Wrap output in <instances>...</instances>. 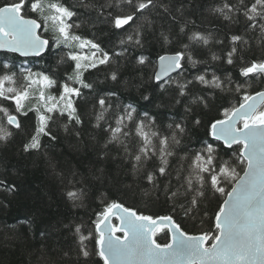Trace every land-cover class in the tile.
<instances>
[{
	"label": "snow or ice",
	"instance_id": "1",
	"mask_svg": "<svg viewBox=\"0 0 264 264\" xmlns=\"http://www.w3.org/2000/svg\"><path fill=\"white\" fill-rule=\"evenodd\" d=\"M78 6L85 13L95 11L96 22L107 23L118 31L135 24L127 39H120L121 46L144 47L145 27L154 30V21L147 15L151 10L160 9L157 15H166L170 22L178 20L173 14L171 0L168 3L164 0H78ZM183 11L182 3L175 8L180 16H183ZM211 11L225 21L242 15L244 31L257 33L258 30L256 42L264 48V23L260 22L264 21V0H237L236 3L223 0ZM80 15L64 5L62 0H3L0 3V50L25 58L19 64H9L7 60L0 62V113L6 118V125L0 124V143L11 142L17 133L23 131V122L18 116L28 117L29 112L35 113L36 124L22 144L23 153L39 152L43 147L42 136L56 141L51 124L57 117L67 118L65 131L76 129L79 142L81 134L78 127L84 120L76 100L87 99L83 96V89L94 91V85L82 78L83 72L99 65H110L114 62L113 56L122 58L127 54V48L110 53L94 38L76 34L75 29L89 22L87 16L80 23L69 22ZM137 20L142 23L136 24ZM186 30L187 22L179 26L175 37L171 30L160 31L159 38L165 44L175 39L179 47L171 55L158 57L150 80L153 92L159 93L161 103L157 107L164 106L162 101L165 98L174 105L184 104L185 117L192 114L190 123L199 126L202 121L195 107L201 104L207 107L208 99L205 95L192 94L190 86L199 84L205 88L231 91L228 86L235 82L231 78L225 82L215 73L209 80L207 70L203 73L197 70L190 74L191 78L185 75L189 68L198 69V65L205 63L197 58L199 53L193 45L202 43L207 46L209 43L208 36L199 31L187 33ZM47 31L53 33V45L41 34ZM184 35H187L188 43H183ZM231 43L233 46L227 53L229 65L235 64L234 57L244 51L240 46H247L250 41L243 35H232ZM53 48L60 49L62 53L57 65L74 62L71 73L63 81L57 79L54 71H34L32 67L25 66L29 64V58L43 60L46 55H55ZM64 49L68 51L64 52ZM84 49L89 52L84 53ZM212 59L218 57L213 54ZM135 60L140 66L151 63L143 55L135 57ZM31 62L36 63L34 60ZM116 63L117 69L110 73L113 81L118 80L119 61ZM239 75L244 82L235 83L234 90L243 91L238 105L222 108L220 116L223 118H214L207 126L206 135L211 140L203 141L191 155L188 154L190 149H181L188 134L187 124L183 121L172 120L166 125H158L155 116L148 111L138 113L137 107L131 103H111L110 98L116 93L109 91L99 95L96 101L98 108L93 105L92 127L101 129L105 138L101 150L96 153V163L104 160L108 156L105 150L114 145L125 162L130 164L133 182L127 185L126 190L133 197L139 195L153 200L163 197L166 203H171L173 212L178 206L184 217L193 219L194 212L203 200L209 199V194L213 197L218 194L222 202L217 199V207L211 217L207 211L203 213L210 222V229L192 234L173 215H145L122 201H105L103 209L97 211L96 219L91 221L95 228L94 236L91 231L84 235L81 224L63 225L74 234L77 246L63 251L60 261L64 264H90L91 256L95 255L99 258L95 264H264V90L254 91V94L245 90L251 87L253 78L264 85V57L245 61L241 55ZM125 84L127 86V82ZM52 90H58V95ZM189 96L191 98L185 102ZM33 98L36 103L29 107L28 103ZM152 98L151 94L143 96L148 103ZM10 101L18 115L5 106ZM178 150L185 154L179 156L180 166L175 170L174 183L169 160L177 156ZM45 162L73 206L83 202L91 181L103 182L106 179L104 169L91 161L83 172L70 161L62 165L45 156ZM149 164H152L151 168ZM184 164H187V169ZM185 171L187 175H184ZM137 179L144 183L136 184ZM0 189L12 193L17 191L15 184L8 185L4 181H0ZM41 212L37 205L30 218L18 223L27 226L31 233ZM113 217L119 223H113ZM10 227L15 229L16 226ZM158 233H166L168 239L165 243L157 242L155 237ZM39 235L46 241L50 233L41 229ZM90 237L94 239L92 252L85 244ZM5 239H18V236L14 232ZM36 253L35 264H57L43 246Z\"/></svg>",
	"mask_w": 264,
	"mask_h": 264
},
{
	"label": "trees",
	"instance_id": "2",
	"mask_svg": "<svg viewBox=\"0 0 264 264\" xmlns=\"http://www.w3.org/2000/svg\"><path fill=\"white\" fill-rule=\"evenodd\" d=\"M103 2V0H100ZM168 3L169 0H164ZM223 0H171L173 5V14L178 17L177 22H170L166 15H157L160 9L151 10L147 15L154 21V30L144 29V47L140 48L131 44L121 46L120 39H127V35L133 32L136 25L131 28L126 27L124 31L113 29L109 24L104 22H96V12H84V9L78 6V0H62V3L69 8L81 13L78 17H73L70 23H80L87 16L88 23H84L80 28L75 29L76 34L88 39H95L105 51L112 53L127 48L125 57L117 58L113 56V63L110 65H99L97 68H89L83 72V79L94 85V91L83 89L84 98L76 100L78 110L83 117L84 123L78 127L80 131L79 142L75 135L76 129L65 131V125L68 124L66 117H57L56 121L51 124L52 134L57 137L56 141H51L48 137H41L43 147L39 152L23 153L22 144L28 139L27 134L34 130L36 119L35 113L29 112L28 117L18 118L23 122V131L16 134L11 142L0 143V181H4L8 185L15 184L17 191L15 193L0 189V264H35L36 250L41 249L47 253L57 264H64L59 258L63 255V251L69 248L75 249L77 239L72 232L63 227L64 224H81L83 234L88 235L89 231L95 234V228L91 221L96 219L95 213L101 211L105 201L117 200L131 206L137 211L145 215L163 216L173 215L174 219L181 223L182 227L192 234H199L201 231H208L211 227L208 218L203 216L204 211L209 213L211 217L217 207V199L222 202L218 194L213 197L209 194L208 200H203L200 207L194 212L195 219L192 217H184L183 211L177 206L175 212L172 210L171 203H166L164 198L153 200L147 197L141 198L139 195L133 197L127 191V185L133 182L130 175V164L126 163L120 152L114 145H110L105 151L108 156L99 163H96V153L101 150L104 143L105 134L101 129L92 127L94 123L93 105L106 92H114L115 96L110 98L113 104H133L137 107V112L148 111L155 116L158 125H166L172 120L183 121L187 124L188 134L184 138L181 149L187 148L191 151V155L202 146L203 141L211 140L206 135L207 126L214 118H223L220 111L223 107L238 105L242 92H236L235 83H243L244 78L239 75L241 66V55L245 61L259 59L264 57V48L256 42L257 33L245 32V20L243 16H233L232 21H225L222 16L211 11L212 8L222 4ZM236 3L237 0H231ZM3 3V0H0ZM184 5L183 16L175 12V8L180 4ZM239 20L237 23L236 20ZM187 22V33L199 31L209 37V43L204 46L202 43L193 45L199 55L198 59L205 63L198 65V69L189 68L185 75L191 78V73L197 70L201 73L207 70V78L211 80L212 74L215 73L225 82L231 78L235 83L229 85L231 91L219 90L214 88H205L202 85L194 84L190 86L191 93L195 95H205L208 99V106L201 104L195 107V112L201 119V125L197 126L190 123L193 119L192 114L185 117L184 104L174 105L166 98L162 101L163 107H157L161 101L158 99L159 93L153 92V84L150 77L153 75V69L156 61L161 55L173 54L179 47L175 39L172 43L165 44L160 38L161 30L168 32L171 30L173 37L176 36L179 26ZM264 23V21H260ZM142 21L137 20L136 24ZM42 36L49 39L50 45H53V33L51 31L42 32ZM243 35L245 39L250 41L247 46H240L244 49L242 53L234 57L235 64L227 63V53L232 48L231 36ZM183 43H188L187 35L182 37ZM55 55H46L45 59L31 58L29 64L34 71L49 70L54 71L57 79L63 81L68 73H71L74 62L68 61L57 65V61L62 54L60 49L53 48ZM67 52L68 49H64ZM88 53V49L83 50ZM215 54L218 59L213 60ZM143 55L147 57L151 63L144 66L136 64L135 57ZM7 60L9 64H19L23 61L14 54L0 53V62ZM36 61L32 63L31 61ZM119 61L118 80L110 79V73L117 69L116 61ZM67 69V71H66ZM141 76L143 77L141 80ZM175 77V74H173ZM127 82V86L125 84ZM251 87L245 90L254 94V91L264 90L257 78L250 81ZM78 86V85H77ZM58 95V90H52ZM152 95V102L148 103L143 100V96ZM191 96L185 98L187 102ZM36 103L33 98L28 106ZM5 106L9 107L13 114L14 103L8 102ZM98 108V104H96ZM18 115V114H16ZM0 124L6 125V118L0 113ZM71 128V125H69ZM13 131H15L13 129ZM219 143V142H215ZM77 149H79L77 151ZM184 151L178 150L175 157H171L169 163L171 165L173 182L175 183V170L180 166L179 156L184 155ZM222 154V153H221ZM45 156L52 157L59 161L62 165L65 161H70L77 165L80 170L86 171L85 165L90 161L96 167H102L105 171L106 179L103 182L91 181L87 194L82 203L77 202L73 206L72 201L68 200L62 190L59 181L52 175L51 170L47 168ZM149 168L152 164L148 165ZM187 169V164H184ZM242 174V173H241ZM184 175H187L185 171ZM143 181L136 180V184H143ZM39 205L42 209L40 217L35 221L31 233L27 226L18 222L28 219L33 215L34 208ZM204 223L201 224V220ZM115 223V222H114ZM15 225V229L10 226ZM41 229L47 230L50 235L45 241L41 239L39 233ZM18 239H5L13 234ZM118 235H122L121 233ZM155 239L158 243H165L168 239L166 233H159ZM90 252L94 248V239L90 237L85 241ZM73 259L75 254L73 253ZM83 260V257H81ZM99 258L92 255L90 264H95ZM102 264V262H101Z\"/></svg>",
	"mask_w": 264,
	"mask_h": 264
},
{
	"label": "water",
	"instance_id": "3",
	"mask_svg": "<svg viewBox=\"0 0 264 264\" xmlns=\"http://www.w3.org/2000/svg\"><path fill=\"white\" fill-rule=\"evenodd\" d=\"M0 53H6V52H4L3 50H0ZM10 54H15V55H17V56H19L18 54H16V53H10ZM168 55H171V54H168ZM20 57V56H19ZM21 58H23V57H21ZM158 60V59H157ZM157 62V61H156ZM175 74V73H174ZM113 220H115L116 221V223H119V221L118 220H116L115 219V217H113L112 218V222H113Z\"/></svg>",
	"mask_w": 264,
	"mask_h": 264
},
{
	"label": "rangeland",
	"instance_id": "4",
	"mask_svg": "<svg viewBox=\"0 0 264 264\" xmlns=\"http://www.w3.org/2000/svg\"><path fill=\"white\" fill-rule=\"evenodd\" d=\"M86 50V49H85Z\"/></svg>",
	"mask_w": 264,
	"mask_h": 264
}]
</instances>
